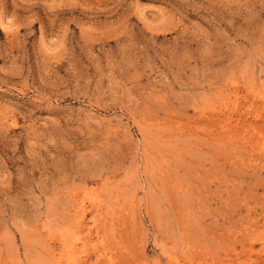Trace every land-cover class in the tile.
<instances>
[{"label":"rangeland","instance_id":"obj_1","mask_svg":"<svg viewBox=\"0 0 264 264\" xmlns=\"http://www.w3.org/2000/svg\"><path fill=\"white\" fill-rule=\"evenodd\" d=\"M263 140L264 0H0V264H264Z\"/></svg>","mask_w":264,"mask_h":264},{"label":"bare ground","instance_id":"obj_2","mask_svg":"<svg viewBox=\"0 0 264 264\" xmlns=\"http://www.w3.org/2000/svg\"><path fill=\"white\" fill-rule=\"evenodd\" d=\"M235 101V100H234ZM233 101V102H234ZM235 103H236V101H235ZM234 103V104H235ZM233 104V103H232ZM226 106V105H225ZM246 106H248V105H246ZM261 111V110H260ZM257 112V111H256ZM259 113V112H258ZM257 114V113H256ZM255 115V114H254ZM258 115V114H257ZM259 117V116H258ZM254 118V117H253ZM225 120V119H224ZM228 120V119H227ZM253 124V123H252ZM222 125V124H221ZM248 126H250V125H248ZM252 126V125H251ZM222 128H223V126H221ZM221 127H219V128H221ZM229 128V127H228ZM257 130V129H256ZM261 138V137H260ZM262 141V140H261ZM264 141V140H263ZM260 144V143H259ZM258 144V145H259ZM264 145V144H263ZM263 145H262V148H263ZM263 152V151H262ZM95 195H97L96 193H95ZM98 200V199H97ZM94 201V200H93ZM81 202V201H80ZM79 204V203H78ZM81 208V207H80ZM80 208H78V209H80ZM81 211V210H80ZM83 211V210H82ZM83 213V212H82ZM83 215V214H82ZM78 216H79V213H78ZM97 221V220H96ZM75 223V222H74ZM94 223V222H93ZM78 225V224H77ZM95 225V224H94ZM97 225H95V227H96ZM77 228V227H76ZM85 228V227H84ZM97 228V227H96ZM86 230V229H85ZM89 230V229H88ZM89 232V231H88ZM87 233V232H86ZM85 240H86V238H85ZM73 242V241H72ZM79 244V243H78ZM74 245H76V244H74ZM83 245V244H82ZM78 248V247H77ZM83 249V248H82ZM68 250V249H67ZM73 254H75V253H73ZM74 256H76V255H74ZM72 258V257H71ZM75 258V257H74ZM73 258V259H74ZM70 259V258H69ZM55 261V260H54ZM72 261V260H71ZM76 264H78V263H76Z\"/></svg>","mask_w":264,"mask_h":264}]
</instances>
